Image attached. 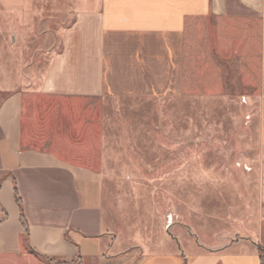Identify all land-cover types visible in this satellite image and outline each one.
Returning <instances> with one entry per match:
<instances>
[{
  "label": "rangeland",
  "instance_id": "1",
  "mask_svg": "<svg viewBox=\"0 0 264 264\" xmlns=\"http://www.w3.org/2000/svg\"><path fill=\"white\" fill-rule=\"evenodd\" d=\"M86 1L27 0L22 14L0 16V77L38 91ZM239 34L236 23L199 21L165 71L120 80L98 97L35 93L45 132L62 136L63 152L102 175L106 220L119 246L195 252L225 237L264 235L260 80L250 42L242 45Z\"/></svg>",
  "mask_w": 264,
  "mask_h": 264
},
{
  "label": "crops",
  "instance_id": "2",
  "mask_svg": "<svg viewBox=\"0 0 264 264\" xmlns=\"http://www.w3.org/2000/svg\"><path fill=\"white\" fill-rule=\"evenodd\" d=\"M26 2L0 0V16L22 14ZM209 19L238 24L240 43L250 42V56L258 64L264 142V0L80 3L74 22L50 56L38 91L20 87L15 77H0V94H6L0 101V264L75 259L88 264H261L264 235L259 231L217 239L211 248L195 252L178 247L146 254L119 246L106 220L102 175L63 152L64 138L48 135L34 115L35 93L57 100L98 97L113 92L120 80L140 78L157 67L165 71L176 61L187 32ZM22 215L28 245L55 261L28 249ZM173 242L177 245L175 240L163 241Z\"/></svg>",
  "mask_w": 264,
  "mask_h": 264
},
{
  "label": "trees",
  "instance_id": "3",
  "mask_svg": "<svg viewBox=\"0 0 264 264\" xmlns=\"http://www.w3.org/2000/svg\"><path fill=\"white\" fill-rule=\"evenodd\" d=\"M16 200H17L18 204L22 207V202H21V199H20V197H19V195H18V193H17V190H16ZM21 219H22V223H23V226H24V230H25V231H24L25 243L27 244L28 249H29L32 253L37 254L40 258H44V259H46V260H48V261H51V262L55 261L54 258L45 257V256H42V255L38 254V253H37L32 247H30V246L28 245V237H29L28 224L26 223V221H25L23 215H22ZM259 252H260V258H261V264H264V252H263V249L260 248V249H259Z\"/></svg>",
  "mask_w": 264,
  "mask_h": 264
},
{
  "label": "bare ground",
  "instance_id": "4",
  "mask_svg": "<svg viewBox=\"0 0 264 264\" xmlns=\"http://www.w3.org/2000/svg\"><path fill=\"white\" fill-rule=\"evenodd\" d=\"M172 220H173L172 216H169V222H170V224H171Z\"/></svg>",
  "mask_w": 264,
  "mask_h": 264
}]
</instances>
